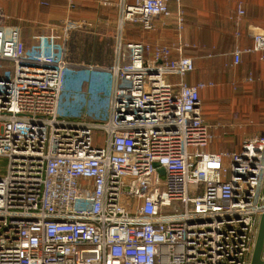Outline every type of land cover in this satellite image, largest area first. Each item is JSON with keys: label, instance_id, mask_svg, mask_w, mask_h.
Returning a JSON list of instances; mask_svg holds the SVG:
<instances>
[{"label": "built area", "instance_id": "built-area-1", "mask_svg": "<svg viewBox=\"0 0 264 264\" xmlns=\"http://www.w3.org/2000/svg\"><path fill=\"white\" fill-rule=\"evenodd\" d=\"M170 1L118 0L115 29L11 24L0 6V264L251 263L264 130L238 152H209L200 87L186 79L195 60L168 49L150 58L124 35L127 24L152 30L159 18L183 27ZM105 30L108 64L97 54ZM245 51L264 55V33L234 49L236 65ZM77 71L112 77L106 120L61 114Z\"/></svg>", "mask_w": 264, "mask_h": 264}, {"label": "crops", "instance_id": "crops-1", "mask_svg": "<svg viewBox=\"0 0 264 264\" xmlns=\"http://www.w3.org/2000/svg\"><path fill=\"white\" fill-rule=\"evenodd\" d=\"M117 2L8 0L10 5H5L0 0L3 7H9V12L16 17L26 16L29 22L60 25L84 21L99 24L102 28L117 25ZM179 7L185 14L183 27L176 26L175 20L163 22L159 18L152 30L135 26L138 30L131 38L149 47L147 56L150 58L157 51L168 49V55L173 58L178 57L181 50L195 60L196 71L186 79L200 87L204 121L212 135L207 150L238 152L246 136L264 130V55L245 51L241 63L236 65L233 51L236 47L248 50L254 45L255 36L264 33V0L170 1L174 14ZM241 9L245 11L243 15H240ZM129 27L132 26L125 28L126 40L129 38ZM110 60L109 55L108 63Z\"/></svg>", "mask_w": 264, "mask_h": 264}, {"label": "rangeland", "instance_id": "rangeland-1", "mask_svg": "<svg viewBox=\"0 0 264 264\" xmlns=\"http://www.w3.org/2000/svg\"><path fill=\"white\" fill-rule=\"evenodd\" d=\"M27 4L29 5L30 2L28 1ZM16 23L33 28L38 27L32 23ZM112 27L115 29L116 25ZM112 46L110 33L105 30L99 46L100 63L108 64ZM112 89V77L108 74L86 71L72 73L61 97V114L70 117H84L88 121L106 120L110 112ZM101 137V132L96 131L95 140H101ZM5 164L6 160L1 161L3 169Z\"/></svg>", "mask_w": 264, "mask_h": 264}, {"label": "trees", "instance_id": "trees-1", "mask_svg": "<svg viewBox=\"0 0 264 264\" xmlns=\"http://www.w3.org/2000/svg\"><path fill=\"white\" fill-rule=\"evenodd\" d=\"M3 3L5 4V5H10L9 3H8V0H3ZM42 3V2H41ZM0 6L4 9V11L6 12V14H7V16H8V20H9V23H11V24H20V23H16V22H24V23H32V24H34V25H38V26H41V25H44V24H42V23H40V22H29L28 20H27V18H26V16H22V17H16V14H13V13H11V12H9L10 10L8 9L9 7H7V6H2L1 5V3H0ZM12 9H14V8H12ZM128 26H132V28H128L129 29V38H128V40L129 41H134V40H138V39H136V38H131L133 35H134V33L138 30L135 26H137V25H139V24H127ZM127 25H126V27L125 28H127ZM139 26H142V25H139ZM127 29V30H128ZM140 41V40H139ZM201 101H202V98H201ZM205 109H204V103H203V101H202V113H203V117H204V115H205Z\"/></svg>", "mask_w": 264, "mask_h": 264}, {"label": "water", "instance_id": "water-1", "mask_svg": "<svg viewBox=\"0 0 264 264\" xmlns=\"http://www.w3.org/2000/svg\"><path fill=\"white\" fill-rule=\"evenodd\" d=\"M250 264H264V214L260 219L258 235Z\"/></svg>", "mask_w": 264, "mask_h": 264}]
</instances>
